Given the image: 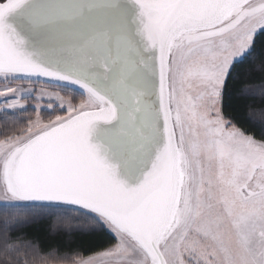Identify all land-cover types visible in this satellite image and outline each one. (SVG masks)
Masks as SVG:
<instances>
[{"label": "snow or ice", "instance_id": "6c2138e0", "mask_svg": "<svg viewBox=\"0 0 264 264\" xmlns=\"http://www.w3.org/2000/svg\"><path fill=\"white\" fill-rule=\"evenodd\" d=\"M261 36L264 0H0V264H264Z\"/></svg>", "mask_w": 264, "mask_h": 264}, {"label": "trees", "instance_id": "16d2710c", "mask_svg": "<svg viewBox=\"0 0 264 264\" xmlns=\"http://www.w3.org/2000/svg\"><path fill=\"white\" fill-rule=\"evenodd\" d=\"M261 42H264V36L258 38ZM250 68L251 66H246ZM33 100H27L28 104H33ZM31 113H26L30 115ZM2 126V125H0ZM86 226V225H85ZM115 241H113L111 234H99L96 236L89 237L86 241V247L89 249L88 252L84 253L86 256H96L102 252L107 251L110 247L114 246Z\"/></svg>", "mask_w": 264, "mask_h": 264}, {"label": "rangeland", "instance_id": "374dc122", "mask_svg": "<svg viewBox=\"0 0 264 264\" xmlns=\"http://www.w3.org/2000/svg\"><path fill=\"white\" fill-rule=\"evenodd\" d=\"M28 100H32V99H28ZM32 102L35 103L34 100H33ZM27 103H28V102H27ZM34 103H33V104H34ZM41 103L43 104L44 102H41ZM95 257L98 258V260H99V264H107V259L104 258V257H102V256H100V254L96 255Z\"/></svg>", "mask_w": 264, "mask_h": 264}]
</instances>
